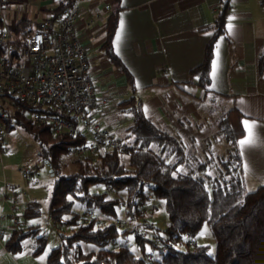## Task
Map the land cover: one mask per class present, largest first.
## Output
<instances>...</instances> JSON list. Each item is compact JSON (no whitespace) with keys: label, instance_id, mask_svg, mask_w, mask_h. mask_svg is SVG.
I'll return each instance as SVG.
<instances>
[{"label":"trees","instance_id":"16d2710c","mask_svg":"<svg viewBox=\"0 0 264 264\" xmlns=\"http://www.w3.org/2000/svg\"><path fill=\"white\" fill-rule=\"evenodd\" d=\"M72 2L56 1L50 14L53 22ZM110 2L114 9L106 19V38L100 50L125 75L134 91L133 76L112 44L121 0ZM230 9L231 0H219L203 58L189 71L196 77L197 86L210 97L225 96L209 86L215 42L226 32ZM32 27L25 19L16 23L18 30ZM258 69L263 75L264 50L258 57ZM16 102L14 109L1 107L5 113L2 118L5 130L18 125L35 139L39 143L38 154L48 163L53 175L46 216L59 225L55 227L59 243L49 250L45 264H150L145 258L148 252L156 254L152 261L157 264H264V183L252 191L245 187L238 148V140L245 129L243 114L235 105L217 119L218 133L228 147L225 155L217 158L218 175L210 176L206 171L211 159L199 160L187 151L178 136L158 127L145 115L135 94L121 102L132 117L127 129V147L120 151L107 150L96 158L77 155L72 159L74 169L68 173L62 172L63 156L83 144L85 135L55 134L49 125L35 124L28 118L29 111H41L40 108ZM207 182H212L211 188L207 187ZM96 186H102L103 190L92 191ZM107 188H112L114 194L111 195ZM151 199L162 204L168 218L165 227L143 220L142 208ZM75 203L97 214L84 221V216L74 210ZM122 212L128 225L120 229L111 220ZM41 214L38 200L27 201L21 214L23 221L4 238V249L17 253L23 249V241L32 238L31 253L33 256L40 254L48 238L40 232L39 223L25 222ZM99 216L109 222L100 225ZM205 223L215 243L214 253L208 245L194 242L189 245L185 241L186 235L192 239ZM144 228L150 229L148 235H142ZM128 236L132 239L130 245L110 242ZM180 242H184L185 248L178 247ZM83 244L96 248L85 250Z\"/></svg>","mask_w":264,"mask_h":264},{"label":"crops","instance_id":"0c3cea01","mask_svg":"<svg viewBox=\"0 0 264 264\" xmlns=\"http://www.w3.org/2000/svg\"><path fill=\"white\" fill-rule=\"evenodd\" d=\"M12 1L20 0L6 3ZM30 1L20 11L6 9L5 3L6 23L25 19L35 26L51 14L58 0ZM120 6L112 44L133 76L134 91L100 50L106 19L114 9L110 0H80L73 21L72 30L87 51L97 95L109 98L91 109L95 120L129 141L132 117L121 102L135 94L145 115L158 127L178 136L199 160H208L226 153L228 144L218 133L217 119L235 105L243 114L245 129L238 140L245 187L255 190L263 184L264 74L259 73L258 57L264 50V0H231L226 32L215 42L209 86L225 96L214 97L204 94L189 71L203 58L219 0H121ZM210 172L209 167L206 173ZM16 189L11 182L0 186L1 210L6 211L0 222L10 220L7 231L22 206Z\"/></svg>","mask_w":264,"mask_h":264},{"label":"built area","instance_id":"2783aa9c","mask_svg":"<svg viewBox=\"0 0 264 264\" xmlns=\"http://www.w3.org/2000/svg\"><path fill=\"white\" fill-rule=\"evenodd\" d=\"M7 1L0 0V149L5 132L1 107L14 109L16 100L41 109L28 112L33 123L49 125L55 134H84V143L73 148L79 155L96 158L107 150L125 149L128 141L99 124L91 113L92 108L109 98L97 95L85 45L72 30L80 0H73L55 22L49 15L31 29L21 30L16 29V23L9 25L5 21ZM105 7L110 9L109 4ZM111 221L120 226L121 218ZM19 224L14 217L13 227ZM143 230L142 235L150 232L149 228ZM6 236L5 229H0V238ZM185 238L189 245L193 244L187 235ZM145 258L154 264L152 253L148 252Z\"/></svg>","mask_w":264,"mask_h":264},{"label":"rangeland","instance_id":"374dc122","mask_svg":"<svg viewBox=\"0 0 264 264\" xmlns=\"http://www.w3.org/2000/svg\"><path fill=\"white\" fill-rule=\"evenodd\" d=\"M32 2L30 0H20L18 2L12 1L11 3H6L5 6L8 10L13 9L14 11H20L26 3L31 4ZM2 138L3 148L0 149V186H6L10 182L16 185V190L22 197V206H20L19 210H17V219L19 223L23 221L21 214L27 201L35 199L41 203L42 214L35 219L26 221L25 223H39L41 225L40 232L45 234L48 240L44 250L40 254L33 256L31 253L32 238H26L23 241V249L17 253L2 251L4 239L2 240V238H0V264H45V258L49 250L59 243L58 234L53 226L54 223L50 219L48 220L46 216V208L53 183V175L50 172L48 163L38 154L39 143L21 126L15 125L10 129L5 130ZM77 155L79 154L73 151L70 154L63 156V161L65 163V166L62 169L63 173L71 172L74 169L72 159ZM208 157L211 159L209 164L211 172L208 173V175L217 176L219 171V163L216 159L217 157ZM123 161H126V156L123 157ZM24 173L26 174V177L23 176ZM211 183L212 182H207L206 185L208 188H211ZM252 188L254 187H250L249 191H252ZM102 190V186L92 187V191ZM109 192L111 195L114 194L113 191ZM121 194L124 196V193ZM1 209L2 207L0 204V215H2L1 213H4L3 215L5 216L6 211L2 212ZM74 210L84 216V221H87L90 217L97 214L86 211L85 208L78 203H75ZM142 214L144 215L143 220L150 221L158 227H165L168 222V218L162 204L160 201L154 199H151L143 206ZM119 217L121 218L120 229L127 227V218L124 213L122 212ZM108 222V219L99 216L100 225H104ZM10 223L11 222L8 219L0 222V229H5L7 235L9 234V231H7L5 226ZM67 232H69V227L67 228ZM141 232L143 233L144 230L141 229ZM148 234L149 232L145 235ZM186 239L188 238H185V241ZM189 240L197 244L208 245L211 253H214L215 251V243L206 223L201 227L197 235ZM111 243H126L130 245L132 243V239L128 236L127 238H121ZM82 246L85 250L96 248V246L91 244H83ZM131 246L136 250L133 244ZM108 247L115 248L112 245H108ZM178 247L185 248L184 242H180ZM155 255L156 254L153 253V257Z\"/></svg>","mask_w":264,"mask_h":264},{"label":"water","instance_id":"95a60500","mask_svg":"<svg viewBox=\"0 0 264 264\" xmlns=\"http://www.w3.org/2000/svg\"><path fill=\"white\" fill-rule=\"evenodd\" d=\"M50 171H51V169H50Z\"/></svg>","mask_w":264,"mask_h":264}]
</instances>
